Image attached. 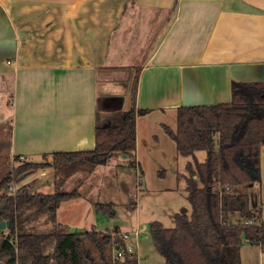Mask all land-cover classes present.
<instances>
[{
    "label": "crops",
    "instance_id": "obj_1",
    "mask_svg": "<svg viewBox=\"0 0 264 264\" xmlns=\"http://www.w3.org/2000/svg\"><path fill=\"white\" fill-rule=\"evenodd\" d=\"M133 65L141 68L135 100L131 94L126 111L133 106L149 110L137 116L136 153L131 159L143 182L140 143L159 141L148 116L170 115L176 129L178 108L228 104L232 81H264V0H0V129L9 130L11 159L29 155L30 162L41 163L53 153L94 150L97 115H109L119 105L116 97L106 96L112 82L104 73L111 70L119 76ZM128 92L129 88L119 110ZM184 159L187 164L192 161ZM260 159V190L250 192L260 199L264 221V146ZM97 168L82 181L80 177V185L91 180L93 184ZM74 201L83 205L86 199L80 193L60 205L55 222L59 227L65 222L60 210ZM132 208L125 211L121 225L99 232L129 234L125 243L133 248L137 264H165L150 235L155 221L147 222V235L135 214L139 206ZM93 213L104 221L96 206ZM239 215L232 214L229 222L243 223ZM9 235V227L0 229V264H12L14 258L4 244L13 243ZM241 264H264L261 246L245 242Z\"/></svg>",
    "mask_w": 264,
    "mask_h": 264
},
{
    "label": "trees",
    "instance_id": "obj_2",
    "mask_svg": "<svg viewBox=\"0 0 264 264\" xmlns=\"http://www.w3.org/2000/svg\"><path fill=\"white\" fill-rule=\"evenodd\" d=\"M138 75L132 91L136 97ZM148 109L97 115L96 147L92 151L53 153L52 163H20L0 180V221L10 222V237L16 235L17 247L8 240L14 253L12 264H137L134 254L125 253L124 261L113 259V236L91 231L63 232L58 225L48 232H29L17 226V215L26 207H37L55 220L65 202L79 197L56 188L54 194H29L13 198L2 194L20 178L49 166L61 168L73 164L89 168L106 166L115 155L135 158L136 119ZM176 129L165 126L176 142L178 153L192 158L186 165V191L191 212L177 213L175 225L166 228L155 221L150 235L165 264H241L244 243L258 244L264 253V221L260 199L250 190L261 186L260 150L264 146V81L231 83V102L213 106L180 107ZM206 152L199 162L197 152ZM44 158H48L45 155ZM15 162L19 156L14 157ZM134 164V163H133ZM222 186V187H221ZM228 186L229 190L223 188ZM241 189H245L244 192ZM98 214L114 218V203H97ZM239 213L243 223L231 224ZM118 233V232H117ZM116 233V234H117ZM119 235V234H118ZM117 235V236H118ZM49 250V251H48Z\"/></svg>",
    "mask_w": 264,
    "mask_h": 264
},
{
    "label": "rangeland",
    "instance_id": "obj_3",
    "mask_svg": "<svg viewBox=\"0 0 264 264\" xmlns=\"http://www.w3.org/2000/svg\"><path fill=\"white\" fill-rule=\"evenodd\" d=\"M106 21L107 19H105ZM160 34L153 36L149 45V52L154 49L161 37ZM120 36L118 35V37ZM115 41L117 39L114 40V43ZM143 44L141 41L137 45L139 51L142 49ZM140 68L139 65L129 66L126 69L122 68L123 73L118 74L119 76L113 75L110 72L111 70L104 73V78L112 82L111 91L106 96H114L119 99V102L120 99L125 97L129 88L124 109L117 112H125L127 110L130 103L129 97L132 94L135 78L139 74ZM107 115L108 113L103 114L101 117L103 118ZM146 119L151 122V132L159 138V141L152 138L145 145L142 142L140 143L138 159H140L139 161H141L143 166L144 175L141 177L143 182H141L140 177L138 178V170L131 163V158L118 154L112 157L107 166H99L97 168L93 178L94 185L92 180L89 184L80 185L82 179L89 173V168L86 166L73 164L61 168L48 169L52 168V166H49L45 168L47 170L45 176H40L41 171L45 170L40 169L28 176H23L19 182H13L10 188L3 189L1 193L13 198L24 193L36 194V191L47 195L54 194L56 189L54 188L53 178L55 179V174L57 173L56 186L60 190L67 192L78 190L86 199L83 205L81 201L69 202L66 204L69 207L65 206L60 210V217L65 221L60 225L63 232H69L70 230L91 231L93 225H95L94 229L97 231L112 230L114 226L121 225V222L125 221L127 213H130L135 205L140 208L139 212H135V214L141 220L142 232L146 228L147 235H149L147 222L150 220L163 222L166 228H172L173 223H175L174 219L172 221L173 214L191 212V205L186 191V180L183 177L180 178L187 175V160L178 153L176 142L165 132V126L173 128L171 116L162 117L160 114L155 113ZM9 136L8 129H0V180L1 177L20 166V163L15 162L9 155ZM198 158L201 162H204L206 152L198 153ZM45 162L52 163V156L43 158L41 163ZM79 171L81 175L77 174ZM30 180L35 181L30 184H24ZM31 186L33 188H30ZM37 187H40V190ZM244 190L241 189L242 192ZM256 191L258 193L257 188ZM96 203H114V209L118 216L114 218L105 217L104 221H98L95 213H93L95 206L93 204ZM2 206L0 205V208ZM136 216H131L134 219L133 225L136 223ZM17 217L20 222L17 226V231L22 228L34 233L48 232L57 226L55 224L57 222L56 218L53 220L48 213L38 212L35 206L26 207ZM10 239L14 247H17L16 235L10 237Z\"/></svg>",
    "mask_w": 264,
    "mask_h": 264
},
{
    "label": "built area",
    "instance_id": "obj_4",
    "mask_svg": "<svg viewBox=\"0 0 264 264\" xmlns=\"http://www.w3.org/2000/svg\"><path fill=\"white\" fill-rule=\"evenodd\" d=\"M13 123V121H11ZM21 163L30 162L29 155H21L19 156V161ZM222 187V186H221ZM226 190H229L228 186H224ZM130 235L127 233L119 234L113 238V259L114 261H124L125 253L128 252L133 254V248L131 246L126 245V241L129 239Z\"/></svg>",
    "mask_w": 264,
    "mask_h": 264
},
{
    "label": "water",
    "instance_id": "obj_5",
    "mask_svg": "<svg viewBox=\"0 0 264 264\" xmlns=\"http://www.w3.org/2000/svg\"><path fill=\"white\" fill-rule=\"evenodd\" d=\"M115 99V98H114ZM115 100H119L118 98H116ZM123 98L122 99H120V101H119V105L117 106V107H114L113 109H112V111L113 110H119V109H121L122 108V103H123ZM10 226V222L9 221H0V229H5L6 227H9Z\"/></svg>",
    "mask_w": 264,
    "mask_h": 264
}]
</instances>
